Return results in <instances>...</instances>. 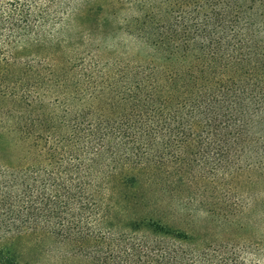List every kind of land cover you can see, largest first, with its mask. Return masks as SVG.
Listing matches in <instances>:
<instances>
[{"label":"trees","instance_id":"1","mask_svg":"<svg viewBox=\"0 0 264 264\" xmlns=\"http://www.w3.org/2000/svg\"><path fill=\"white\" fill-rule=\"evenodd\" d=\"M121 1L137 10L144 3L153 5L143 15L144 29L130 33L139 44L137 54L152 60L126 69L132 92L120 93L122 106L69 110L42 103L27 106L25 112L19 108L17 116L7 114L12 108L0 110V264H17L20 251L13 240L21 239L22 255L26 238L34 242L39 258L32 259V254L25 264H52L44 242L53 236L62 247L75 241L87 248L92 242L97 264H232L220 260L221 255L219 260L214 253L201 256L197 250L166 246L138 234L146 230L178 243L192 239L149 214L140 191L134 197L122 193L134 185L137 189V178L112 169L122 161L138 169V162L172 142L205 154L202 158L210 167H200L198 180L206 211L224 223L233 222L261 200L264 235V0ZM77 2L0 0V93L10 96L3 101L20 106L30 97L29 103H36L40 84L47 90L59 70L83 68V53L99 54L98 27L89 25L96 20L92 9L79 21H71L72 11L64 18ZM176 8L185 9L179 20L172 19ZM95 11L100 14L102 9L96 6ZM134 21V27L139 25ZM81 23L87 30L77 26ZM63 26L68 41L52 43L57 40L53 31ZM197 38L208 40L194 44L202 60L188 56L187 43ZM68 51L77 58L69 60ZM51 57L64 66L49 63ZM93 62L108 73L118 66L116 57L106 61L108 66ZM39 77L48 80L36 83ZM87 115L94 120H84ZM133 151L141 152V158ZM162 162L155 170L164 167ZM169 182L162 177L156 185L166 190ZM205 183L212 185L210 192ZM117 195L125 205L111 206Z\"/></svg>","mask_w":264,"mask_h":264},{"label":"rangeland","instance_id":"2","mask_svg":"<svg viewBox=\"0 0 264 264\" xmlns=\"http://www.w3.org/2000/svg\"><path fill=\"white\" fill-rule=\"evenodd\" d=\"M126 3L121 0H78L75 8H70L65 12L64 18H67L68 14L72 11L71 21H79V18L83 16L82 13L86 9H92L91 15L95 14L96 17L90 16L96 20L92 24L89 22V25L98 27V37L95 43L99 45V54L92 55L91 52L83 53V57L81 58H85L86 60L83 62L82 69L78 67L68 73L59 70L56 81L49 79V82L54 87L48 85V89L44 90L43 88L40 89L42 86L40 84L37 88L41 95L35 98L36 103H29L31 98L28 97L26 98L28 100H23V105L20 104L21 107L14 106L9 100H2V98H10V96H7L8 94L2 95L0 93V110L5 112L12 108V112L5 113L17 116L19 108H21V112H25L28 109L27 106H40L42 103L45 106H69V110L73 108L71 106H122V103H119L120 93L132 92L131 87L128 86L130 81H125L126 69L131 68L138 61L143 63L144 61L148 62L152 60L148 56L137 54L139 44L133 41L134 39L130 36V33H132L133 29H144L142 26V22H144L143 15L148 14L153 5L144 3L140 7V10H137L133 3ZM96 6H100L102 9L100 14L96 13ZM181 10L175 9L173 20H179V17L182 16ZM135 18L137 21L139 20V25H136V27H134V23H136L134 21ZM86 25L88 26V24ZM77 26L82 28V30H87L84 27V23ZM66 30L65 26L55 29L53 33H55L57 40L52 43L68 41L66 36L69 38V35H67ZM203 42L206 43L208 40L204 38L203 41L197 38L187 43L191 45V55H188L190 56L189 58L202 60L201 52L198 49L194 50V44L201 45ZM68 52V59L70 57L71 60L77 58L75 53L72 51ZM17 57L21 58V56ZM113 57L117 58L118 66L117 68H113L115 67L113 65L112 69H109L110 73H108L107 69L98 70L93 67V61L100 60L102 63H106V61H110ZM49 59V63H53L56 67V63L58 62H60L58 66H64L62 60H57V57ZM75 65L78 64L74 62L73 66ZM106 65L108 66L107 63ZM47 80V78L39 77L36 83L42 82L45 84ZM125 85H127V88H125ZM92 118L94 120L93 116L87 115L84 120L88 121ZM2 119L6 118L2 117ZM115 143L117 142L115 141ZM159 148L158 151H153L150 154L151 158L138 162L140 165L138 169H136L137 166L131 165L134 164L131 161H122V164L119 166H112L113 172L124 173L126 171L125 173L129 176H135L138 183L136 187L138 186V188L135 189L134 185L133 188L123 189L122 193H126L130 197L133 195L134 197L140 191L144 195L146 202L149 203L145 209L149 214L155 215L157 219L162 220V224L167 225L170 230H177L192 239L178 243L167 237L149 234L146 230H141L138 234L146 237L149 241H160V244L166 246L179 247L181 250H197L201 256H205V253L210 255L214 253L216 254L214 258L218 259L221 255L222 258L220 260H230L232 264H264V235L261 231L262 223L260 222L262 214L261 200H258L255 203L256 205H252L246 209V212L234 217L233 222L224 223L223 219L212 217L201 204V194L204 189L202 188V183L198 180L200 167H205L206 170L210 167L206 161L207 159L202 158L203 155L205 156L204 152L191 147H185L181 144H175L174 142L160 145ZM132 153L136 158H141V152L133 151ZM146 155L148 154L146 153L144 156ZM150 159L153 162L147 163ZM159 161H164L162 162V166L164 167L155 170ZM205 163L208 165L205 166ZM141 164H145V166ZM176 169L183 171L180 177L175 176ZM162 177L170 181L164 187L166 190H160L159 186L156 185L157 180H162ZM176 179H182L185 182L184 184L177 185L175 184L177 182ZM111 181L115 183L116 179H111ZM205 185L210 187L208 190L210 192L212 185L208 183H205ZM256 188L258 191H263L260 185L256 186ZM208 192L205 191L207 194ZM261 195L264 198V191L261 192ZM117 204L125 205L118 195L114 198L113 205L111 206ZM126 208L128 209V207ZM122 214H124L123 211L121 212V216ZM44 240L41 239V243ZM58 240V237L53 236L47 238L44 242L45 246L50 248L47 259L52 264H97L93 259V249L90 250V246H94L92 242L88 243L87 248L80 246L79 242L75 241L68 242L62 247L63 244ZM13 243H15L16 250L20 251L17 264H25L26 260H30L32 254V259L39 258V255L36 254L37 249L33 246L34 242L30 243L27 238L25 239L23 245L26 244L27 250L22 255L21 239L13 240ZM29 252L31 253L27 255ZM45 255H41V257L45 258ZM21 257H24L25 260L21 261ZM236 260L238 262H235Z\"/></svg>","mask_w":264,"mask_h":264}]
</instances>
